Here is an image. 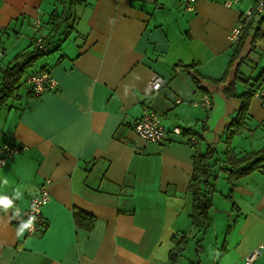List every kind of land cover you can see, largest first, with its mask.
Listing matches in <instances>:
<instances>
[{"label":"crops","instance_id":"0c3cea01","mask_svg":"<svg viewBox=\"0 0 264 264\" xmlns=\"http://www.w3.org/2000/svg\"><path fill=\"white\" fill-rule=\"evenodd\" d=\"M225 1L193 0L188 9L183 0H0V80L36 36L48 46L0 105V142L26 147L0 168V198L12 202L0 204V264H171L182 235L175 264H244L259 244L253 264H264V162L230 194L222 171L227 146L237 157L264 147V82L229 144L239 100L225 93L264 71V38L254 39L264 13L234 44L231 30L253 3ZM41 70L58 86L34 96L24 81ZM154 76L166 82L157 91ZM248 84L237 82L236 93ZM146 101L169 132L162 143L133 130ZM207 148L214 154L203 229L190 218L189 185L194 155ZM45 179L46 226L26 236L13 211Z\"/></svg>","mask_w":264,"mask_h":264},{"label":"trees","instance_id":"16d2710c","mask_svg":"<svg viewBox=\"0 0 264 264\" xmlns=\"http://www.w3.org/2000/svg\"><path fill=\"white\" fill-rule=\"evenodd\" d=\"M258 24L263 25L264 27V15L259 19ZM263 38L264 29L262 30L258 27L254 39L261 40ZM235 52L236 51H234L233 59L235 58ZM47 53L48 51L43 53L39 50H32L29 53L18 54L14 57L11 64H9L4 70H1L0 105L11 97L16 84L24 74L25 70L32 67L37 60L45 56ZM237 82L244 85L249 83L247 80L242 81L235 79L234 82L225 90L227 96H234L239 100V108L236 111L235 117L227 126V144L230 143L233 136L240 134L244 130L250 100L254 95V92L260 88L264 82V71L257 79L254 80V82H252V84H248L247 89L240 94L236 93L235 85ZM213 154L214 153L207 148L205 153H196L194 155L193 174L189 185V190L192 193V211L190 218L194 226H200L203 229H206L208 226V210L211 207V200L208 197L209 193L212 191L210 183L211 164L209 161L213 158ZM262 162H264V147L255 153H248L241 157H237L233 153L232 149L227 146L224 159L225 165L222 168V171L225 173L230 185L229 194L231 193L234 182L237 179L257 169ZM86 216L87 215L85 213H74L75 219ZM174 241L175 246L169 254L171 264H175L181 257L183 246L187 241V237L182 235L179 239H175Z\"/></svg>","mask_w":264,"mask_h":264},{"label":"built area","instance_id":"2783aa9c","mask_svg":"<svg viewBox=\"0 0 264 264\" xmlns=\"http://www.w3.org/2000/svg\"><path fill=\"white\" fill-rule=\"evenodd\" d=\"M240 1L241 0H226L225 5L227 7H234ZM251 1L253 3L252 6L246 8L241 13L237 24L232 28L229 35L230 41L234 44L239 42L243 32L251 26L254 17L264 13V0ZM183 2L188 9L193 7V0H183ZM32 49L44 53L48 51V46L41 36H36L32 42ZM24 82L28 90L34 96H39L45 91L55 90L58 86L57 80L48 70L33 72L25 78ZM149 84L152 91H157L162 86H165L166 82L159 76H154ZM199 104L203 108L209 109L211 106L210 98L207 95H203ZM141 107V115L133 122L135 134L144 140L156 143H162L168 140L169 132L166 131L162 125L161 117L151 109L149 101L144 102ZM171 131L176 134L182 133L179 127H174ZM189 141L195 143V136H189ZM25 148L26 147L22 145L9 141L0 142V168ZM50 183V179H45L42 183L37 185L34 192L29 197L28 206L24 209H15L13 211L14 219L22 224L26 236H31L46 226V222L42 217V209L51 199V194L48 189ZM25 225H27V227H25ZM262 248L263 245L259 244L248 253L244 257V264H253L254 260L261 254Z\"/></svg>","mask_w":264,"mask_h":264},{"label":"clouds","instance_id":"9594fccd","mask_svg":"<svg viewBox=\"0 0 264 264\" xmlns=\"http://www.w3.org/2000/svg\"><path fill=\"white\" fill-rule=\"evenodd\" d=\"M11 201L8 200L7 198H0V204H3L5 207L11 205ZM25 227H27V225H25ZM23 231V229H21V232Z\"/></svg>","mask_w":264,"mask_h":264},{"label":"rangeland","instance_id":"374dc122","mask_svg":"<svg viewBox=\"0 0 264 264\" xmlns=\"http://www.w3.org/2000/svg\"><path fill=\"white\" fill-rule=\"evenodd\" d=\"M251 6H252V5H251ZM249 7H250V6H249ZM41 58H42V57H41ZM41 58H40V59H41Z\"/></svg>","mask_w":264,"mask_h":264}]
</instances>
